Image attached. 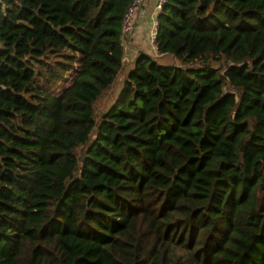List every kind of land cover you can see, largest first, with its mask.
<instances>
[{"label":"trees","instance_id":"obj_1","mask_svg":"<svg viewBox=\"0 0 264 264\" xmlns=\"http://www.w3.org/2000/svg\"><path fill=\"white\" fill-rule=\"evenodd\" d=\"M132 1L0 0V264H264V0H165L98 115Z\"/></svg>","mask_w":264,"mask_h":264},{"label":"rangeland","instance_id":"obj_2","mask_svg":"<svg viewBox=\"0 0 264 264\" xmlns=\"http://www.w3.org/2000/svg\"><path fill=\"white\" fill-rule=\"evenodd\" d=\"M157 13L158 12L156 11L155 13L156 16H157ZM137 45H139V43H137ZM152 46H153V42L149 39H146L143 43L144 50L148 53L155 55L158 62L169 65L176 61L175 57L169 52H165V53L153 52L151 49ZM136 54L137 53L135 49H133L131 46L125 47L124 53H123V64L121 66V69L119 70L118 74L116 75V77L114 78L110 86L105 90L104 95L99 99L97 103V114L98 115L100 114L102 110H106L116 98L123 84V79L125 75L134 66V63H135L134 59H135ZM96 120L98 119L96 118Z\"/></svg>","mask_w":264,"mask_h":264},{"label":"crops","instance_id":"obj_3","mask_svg":"<svg viewBox=\"0 0 264 264\" xmlns=\"http://www.w3.org/2000/svg\"><path fill=\"white\" fill-rule=\"evenodd\" d=\"M156 1L144 0L139 4L133 16L132 28L124 34V48L131 46L137 53L142 49L144 50L143 43L146 39L151 40L150 32L157 23V16L155 15L156 11L158 12L155 8ZM151 49L153 52H157L154 43Z\"/></svg>","mask_w":264,"mask_h":264},{"label":"built area","instance_id":"obj_4","mask_svg":"<svg viewBox=\"0 0 264 264\" xmlns=\"http://www.w3.org/2000/svg\"><path fill=\"white\" fill-rule=\"evenodd\" d=\"M144 0H133L131 4L127 7V10L124 14L123 24H122V30L123 33H127L131 28L133 24V16L135 11L137 10V7L140 3H142ZM165 0H157L155 3V8L159 10L162 7V4ZM157 23L153 27L151 33V41L154 43V34L156 32Z\"/></svg>","mask_w":264,"mask_h":264}]
</instances>
